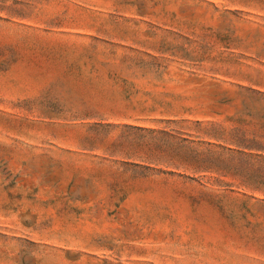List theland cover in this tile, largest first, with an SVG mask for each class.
Masks as SVG:
<instances>
[{"label": "rangeland", "instance_id": "374dc122", "mask_svg": "<svg viewBox=\"0 0 264 264\" xmlns=\"http://www.w3.org/2000/svg\"><path fill=\"white\" fill-rule=\"evenodd\" d=\"M0 264H264V0H0Z\"/></svg>", "mask_w": 264, "mask_h": 264}]
</instances>
